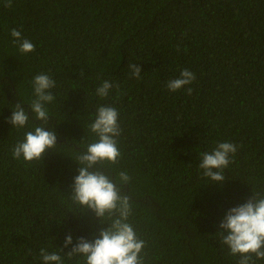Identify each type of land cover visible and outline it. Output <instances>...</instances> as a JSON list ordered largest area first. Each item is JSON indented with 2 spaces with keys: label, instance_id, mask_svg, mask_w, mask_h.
Listing matches in <instances>:
<instances>
[{
  "label": "trees",
  "instance_id": "obj_1",
  "mask_svg": "<svg viewBox=\"0 0 264 264\" xmlns=\"http://www.w3.org/2000/svg\"><path fill=\"white\" fill-rule=\"evenodd\" d=\"M12 4L0 0V264H42L41 248L60 252L67 234L75 243L98 231L93 213L71 214L69 195L73 159L96 139L88 126L101 105L116 108L121 128L118 163L102 170L114 181L119 171L131 177L118 186L146 243L145 264H237L216 233L229 208L252 189L264 192V0ZM13 28L33 52H19ZM130 63L141 67L140 79L130 77ZM184 69L195 81L168 90ZM41 73L56 81L44 126L56 131L57 145L44 159H15L16 143L44 124L28 108ZM104 80L119 89L101 98ZM18 102L29 112L23 128L8 123ZM219 142L237 146L222 185L199 168L201 153Z\"/></svg>",
  "mask_w": 264,
  "mask_h": 264
},
{
  "label": "clouds",
  "instance_id": "obj_2",
  "mask_svg": "<svg viewBox=\"0 0 264 264\" xmlns=\"http://www.w3.org/2000/svg\"><path fill=\"white\" fill-rule=\"evenodd\" d=\"M12 6V0H4V7ZM11 36L21 54L35 50V45L24 38L20 30L13 28ZM128 69L130 77L141 78L142 69L138 64L130 63ZM195 79L193 72L184 69L178 78L167 82V88L176 92L191 85ZM31 83L34 98L28 108L44 124L27 131L24 139L13 148L15 159L23 157L29 162L44 159L47 151L57 145L56 131L44 126L49 121L46 105L55 100L51 90L56 87V81L48 74L41 73L34 76ZM113 88L119 89V84L104 80L96 88V95L106 98ZM185 90L188 95L193 92L191 87ZM11 111L8 123L14 128H23L28 124L29 112L20 102ZM118 120L119 112L116 108L99 106L93 122L88 126L96 139L86 145V151L72 158L79 167L78 175L73 177L69 195L77 211L71 214L86 215L91 212L100 225L91 239L80 236L74 243L70 233L65 236L63 248L59 247L60 252L66 254L69 261L75 260L76 264H145L142 253L146 243L137 236L130 223V197L122 195L118 186L130 183L131 177L126 171H119L114 181L102 170L105 163L117 164L121 156L118 148V137L121 134ZM236 152L235 144L219 142L211 151L201 153L199 168L202 176L209 179L211 184L222 185L227 179L224 170L233 162L232 157ZM219 228L221 231L216 234L221 243L227 246L230 255L239 256L237 264H258L264 261V192L252 189V195L246 202L227 210ZM69 247L70 250L65 253L64 249ZM60 252H49L47 248H41L39 259L42 264H65Z\"/></svg>",
  "mask_w": 264,
  "mask_h": 264
}]
</instances>
